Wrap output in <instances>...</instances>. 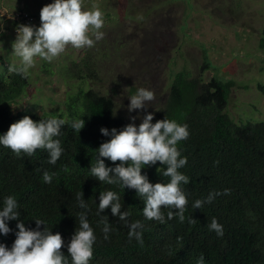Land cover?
<instances>
[{
    "label": "trees",
    "instance_id": "trees-1",
    "mask_svg": "<svg viewBox=\"0 0 264 264\" xmlns=\"http://www.w3.org/2000/svg\"><path fill=\"white\" fill-rule=\"evenodd\" d=\"M30 12L40 16V12ZM8 22L13 31L19 25ZM259 46L264 49V31ZM75 63L76 75L81 78L80 64ZM82 65L89 79L97 78L88 61L83 59ZM4 66L0 74V135L25 116L34 122L56 118L64 123L52 137L62 149L54 164L49 163L46 148H37L32 154L21 150L17 155L0 145V209L12 196L19 213L7 221L11 231L0 235V243L11 247L18 223L29 230L59 233L64 261L72 264L67 247L83 216L96 237L89 264H264V121L238 124L230 118L226 107L233 81L217 77L203 81L202 72L211 66L206 56L198 75L185 69L173 75L165 105L152 116L153 124L175 120L188 131L187 138L177 144V159L186 161L177 168L186 177L178 184L186 204L183 212L161 205L160 219L147 218L146 194L121 186L113 172L109 173L116 180L113 184L91 174L97 160H103L107 168L121 163L98 154L99 146L112 138L113 128L118 132L128 125L115 114L112 98L91 87L85 89L82 80L83 85L67 96L60 113H15L12 105L28 86V76L9 71L18 67L15 64ZM258 89L264 97V85L259 84ZM76 119L84 121L79 131L73 127ZM101 128L108 129L109 135ZM167 167L157 161L140 171L150 184H167L171 180L164 175ZM107 191L117 194L118 200L112 202L120 204L116 214L111 204L99 209ZM213 219L222 226L223 235L210 228Z\"/></svg>",
    "mask_w": 264,
    "mask_h": 264
},
{
    "label": "rangeland",
    "instance_id": "rangeland-1",
    "mask_svg": "<svg viewBox=\"0 0 264 264\" xmlns=\"http://www.w3.org/2000/svg\"><path fill=\"white\" fill-rule=\"evenodd\" d=\"M12 1L0 0V74L4 65L20 66L12 48L17 34L8 22L15 13ZM93 6L103 13V38L91 36V47L68 45L52 61L35 58L28 86L12 105L15 113H60L84 80L85 89L112 98L115 114L138 127L165 105L173 75L184 69L198 75L206 56L211 66L201 71L203 81H233L226 107L230 118L238 124L264 121V97L258 89L264 85V49L259 46L264 0H82V10ZM83 59L96 79L87 77ZM141 87L153 91V99L130 110V98Z\"/></svg>",
    "mask_w": 264,
    "mask_h": 264
},
{
    "label": "clouds",
    "instance_id": "clouds-1",
    "mask_svg": "<svg viewBox=\"0 0 264 264\" xmlns=\"http://www.w3.org/2000/svg\"><path fill=\"white\" fill-rule=\"evenodd\" d=\"M40 21L39 27L19 24L15 28L17 35L12 48L20 66L12 67L9 71L28 75V70L36 65L35 58L52 61L65 53L68 45L73 49L91 47L94 44L91 36L94 35L96 40H101L104 36L99 31L104 27L103 13L95 6L90 11L82 10V0H53L41 8ZM3 27L0 22V31H3ZM153 96V91L138 88L130 98L129 109L142 107L143 102L152 100ZM151 121L152 115L148 114L138 127L129 124L118 132L113 128L112 138L99 146L98 154L121 163L115 168H107L103 160H97L91 168V174L100 181L113 184L116 180L109 176L113 172L122 182L121 186L135 188L140 195L146 194L144 215L149 219H160L161 205L175 206L183 212L186 204L185 196L178 187L180 181H186V177L177 172V168L186 161L184 158L177 159L180 156L177 144L187 138L188 131L185 125L175 120H159L154 124ZM63 123L64 120L56 118H50L46 122H34L25 116L12 123L6 133L0 135V145L10 148L17 155L21 150L32 154L37 148H46L50 152L49 163L54 164L62 149L59 141H54L52 137L59 134L60 125ZM83 126V120L76 119L73 122L76 131ZM101 132L105 136L109 135L106 128H101ZM157 161L168 165L164 175L170 176L171 180L167 184H150L146 176L141 175L142 166L155 164ZM125 162H130V166H124ZM48 179L49 176L45 173L44 180ZM116 200L117 194L107 191L101 196L99 209L103 210L111 204V211L116 214L120 209L119 203H112ZM199 204L200 201H197L196 205ZM16 208L14 197L9 196L4 200V206L0 209V235L6 236L11 231L7 221L17 218L19 213L15 211ZM39 223L38 220L37 224ZM136 226L134 224L132 227ZM210 228L217 235H223L222 226L215 219L212 220ZM17 229L10 248L0 243V264H66L60 251L63 241L59 233L29 230L23 223H18ZM104 231L107 232L106 227ZM129 234L132 235L131 232ZM137 238L139 239L138 235ZM95 240L93 229L81 216L80 228L67 247L72 264H89Z\"/></svg>",
    "mask_w": 264,
    "mask_h": 264
},
{
    "label": "built area",
    "instance_id": "built-area-1",
    "mask_svg": "<svg viewBox=\"0 0 264 264\" xmlns=\"http://www.w3.org/2000/svg\"><path fill=\"white\" fill-rule=\"evenodd\" d=\"M9 20H13L19 24L31 25L33 27H39L41 23L40 16L34 15L29 10H21L14 13ZM14 32L16 33L15 29Z\"/></svg>",
    "mask_w": 264,
    "mask_h": 264
},
{
    "label": "crops",
    "instance_id": "crops-1",
    "mask_svg": "<svg viewBox=\"0 0 264 264\" xmlns=\"http://www.w3.org/2000/svg\"><path fill=\"white\" fill-rule=\"evenodd\" d=\"M48 1L51 0H27V2H18L16 0L12 1V5L14 8L13 11L18 12L21 10H29V11H33V12H40L41 8L45 5H47ZM14 13V12H12Z\"/></svg>",
    "mask_w": 264,
    "mask_h": 264
}]
</instances>
